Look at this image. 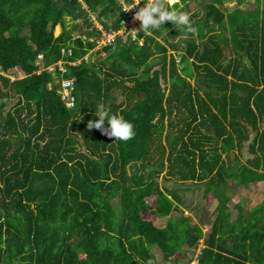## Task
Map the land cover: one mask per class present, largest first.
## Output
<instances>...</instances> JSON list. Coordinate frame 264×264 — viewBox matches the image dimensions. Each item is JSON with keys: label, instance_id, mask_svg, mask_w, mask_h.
<instances>
[{"label": "trees", "instance_id": "obj_1", "mask_svg": "<svg viewBox=\"0 0 264 264\" xmlns=\"http://www.w3.org/2000/svg\"><path fill=\"white\" fill-rule=\"evenodd\" d=\"M168 6L196 32L166 21L96 49L91 17L118 30L116 0H0V264H157L154 247L182 264L200 239L197 264H264V193L235 217L228 205L232 186L264 184V0ZM87 54L63 63L67 107L61 72L44 66ZM100 103L134 125L132 140L88 128ZM163 172L214 197L207 234Z\"/></svg>", "mask_w": 264, "mask_h": 264}, {"label": "rangeland", "instance_id": "obj_2", "mask_svg": "<svg viewBox=\"0 0 264 264\" xmlns=\"http://www.w3.org/2000/svg\"><path fill=\"white\" fill-rule=\"evenodd\" d=\"M165 2L168 5H171L173 3H170L168 0H165ZM176 2V1H175ZM226 6H228L230 8V6L227 4H225ZM254 6V5H253ZM252 5H250L249 7H253ZM91 19H93L94 22H96L95 17H91ZM97 23V22H96ZM178 30L181 29V27H178ZM61 31V27L59 25L55 26L54 28V35L57 36ZM166 32L163 33V35ZM162 37V36H161ZM161 37H159V39H161ZM178 38V37H177ZM16 77H19V74H15L14 76H11V79H15ZM247 144L248 142L245 143L244 147L242 148V156L241 158L243 160H245L246 158L250 157L249 152L247 151ZM164 173L163 172L160 177L158 178V182L159 185L161 186V188L163 187H168V188H177L179 190V193L182 196L183 199V210L185 214L191 215L195 221H199V220H203L201 221V226H202V231L205 234H207V232L209 231V224L208 221L210 218H212L211 216L214 213V208L216 206V201L214 199V197L209 194L204 196L203 195V187L202 185H194L195 187H191V188H186L185 185H178L175 184V182L172 181H166V179L164 178ZM264 193V184L261 182H257L254 184H251L248 187H244L241 185H237V186H232V189L229 190L228 194L231 195V199L228 202V205L233 208V215L235 217V215L237 214V211L235 209V206L237 204H241L243 205V213L248 212L251 207H253L256 203H258L259 201H261L262 196ZM113 201L116 202V200L114 199ZM147 202L151 205H153L154 203V198L153 197H149L147 198ZM166 218H157V217H153V221L157 224V225H163L165 222ZM203 241L202 239H200L199 244H198V248L195 251V254L193 255L192 261H186L185 256L187 255H191V252L189 250L186 251V253L182 256V264H196L197 262V253H199L200 249L203 247ZM154 253L156 255V259H157V264H170L167 261L162 259V254L160 252V250L157 247H154ZM193 250V249H192Z\"/></svg>", "mask_w": 264, "mask_h": 264}, {"label": "clouds", "instance_id": "obj_3", "mask_svg": "<svg viewBox=\"0 0 264 264\" xmlns=\"http://www.w3.org/2000/svg\"><path fill=\"white\" fill-rule=\"evenodd\" d=\"M140 3L141 0H133L126 10L134 8ZM135 18L140 21L141 30L144 32L160 31L166 21L181 27V33L183 32L185 35L196 32L191 16L187 12L168 6L165 0H144L143 7H140L135 13ZM94 116L96 119L88 122L89 129H98L105 136L120 142H128L136 136L134 125L122 115L114 113L110 105L98 104ZM105 123H107V127H105Z\"/></svg>", "mask_w": 264, "mask_h": 264}, {"label": "built area", "instance_id": "obj_4", "mask_svg": "<svg viewBox=\"0 0 264 264\" xmlns=\"http://www.w3.org/2000/svg\"><path fill=\"white\" fill-rule=\"evenodd\" d=\"M118 5L120 6V12H121V26L118 30L113 31H105L103 27L97 22L96 26L98 30L101 32V40L99 41V45L96 47L98 49L100 45L102 44H109L113 43L116 37L120 36L122 38L130 37L132 40L138 39L137 33L141 30V24L138 19L135 18V13L139 10L140 7H143V0H141V3L137 5L134 8L126 10V8L133 3V0H116ZM61 52L64 56L71 55L72 51L66 50L64 48L61 49ZM67 54V55H66ZM88 54L85 56H82L76 60H67V61H58L54 64L44 66L45 69L49 71H54L56 68L61 72V78L55 79V82L58 87V92L61 94V99L64 101L65 105L67 107H72L75 102V97L73 95V87H74V78H63L62 74L66 71L65 67L63 65L64 62H67L70 65H75L77 63H80L81 60H87ZM42 59V55L39 54L37 56V62H40Z\"/></svg>", "mask_w": 264, "mask_h": 264}, {"label": "crops", "instance_id": "obj_5", "mask_svg": "<svg viewBox=\"0 0 264 264\" xmlns=\"http://www.w3.org/2000/svg\"><path fill=\"white\" fill-rule=\"evenodd\" d=\"M179 0H177L176 2H178ZM234 3L231 1V2H228V5L229 6H232ZM196 264H197V262H196Z\"/></svg>", "mask_w": 264, "mask_h": 264}, {"label": "bare ground", "instance_id": "obj_6", "mask_svg": "<svg viewBox=\"0 0 264 264\" xmlns=\"http://www.w3.org/2000/svg\"><path fill=\"white\" fill-rule=\"evenodd\" d=\"M170 3H173L174 2V0H168ZM175 1H177V0H175Z\"/></svg>", "mask_w": 264, "mask_h": 264}]
</instances>
